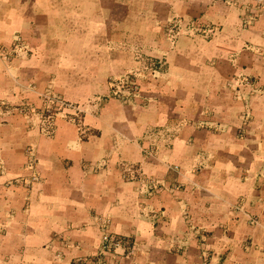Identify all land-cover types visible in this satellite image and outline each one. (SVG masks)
<instances>
[{
  "label": "crops",
  "instance_id": "obj_1",
  "mask_svg": "<svg viewBox=\"0 0 264 264\" xmlns=\"http://www.w3.org/2000/svg\"><path fill=\"white\" fill-rule=\"evenodd\" d=\"M0 264H264V0H0Z\"/></svg>",
  "mask_w": 264,
  "mask_h": 264
},
{
  "label": "built area",
  "instance_id": "obj_2",
  "mask_svg": "<svg viewBox=\"0 0 264 264\" xmlns=\"http://www.w3.org/2000/svg\"><path fill=\"white\" fill-rule=\"evenodd\" d=\"M139 75L130 73L126 75L124 78L117 81L113 91L114 96L123 101H129L133 97L137 96L139 92V85H138ZM127 89L131 90L132 95L128 94L127 96L124 93V91ZM42 100H43V105L40 110H35L31 106H24L21 112L27 115L36 113L37 115L41 116L39 118V127H41L43 132L49 136L52 135L54 132L55 120L59 117V115L63 114L65 110H75L76 117H78L81 113H83V111L79 106L73 105L67 102L64 98L57 96L51 92H46L42 96ZM252 223L257 224L258 221L252 220ZM106 242H108L107 237L104 238V243Z\"/></svg>",
  "mask_w": 264,
  "mask_h": 264
},
{
  "label": "rangeland",
  "instance_id": "obj_3",
  "mask_svg": "<svg viewBox=\"0 0 264 264\" xmlns=\"http://www.w3.org/2000/svg\"><path fill=\"white\" fill-rule=\"evenodd\" d=\"M155 65V64H154ZM135 74V73H134ZM139 75V74H138ZM142 74H140L139 75V79L140 78H142ZM124 93L128 96V94H130V95H132L131 93V90H129V89H127V90H125L124 91ZM140 95V91L138 92V95L137 96H139ZM137 96H135V97H137ZM135 97H133V98H135ZM132 98V97H131ZM32 107V106H31ZM33 108V107H32ZM35 109V108H34ZM35 110H37V109H35ZM22 111V110H21ZM28 119H30L33 123H35V121L37 122V124L35 123V125H38V127H39V118L41 117V116H39V115H37L36 113L35 114H29V115H27V114H24Z\"/></svg>",
  "mask_w": 264,
  "mask_h": 264
}]
</instances>
